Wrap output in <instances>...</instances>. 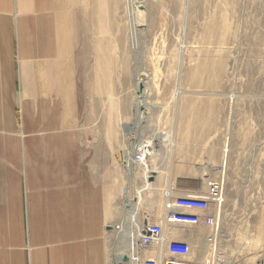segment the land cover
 Instances as JSON below:
<instances>
[{
    "label": "rangeland",
    "instance_id": "1",
    "mask_svg": "<svg viewBox=\"0 0 264 264\" xmlns=\"http://www.w3.org/2000/svg\"><path fill=\"white\" fill-rule=\"evenodd\" d=\"M108 1L98 0L99 21L88 19L86 8L73 17L74 53L78 49L85 58L84 81L80 78L78 87L85 100L79 120L83 138L102 142L111 134L118 155L127 154L143 131L149 137L145 141L164 133L188 137L197 133L190 120L198 121V133L212 136L210 141L193 150L178 143L177 158H152V167L202 176L208 166L223 184L219 212L218 203H212L217 236L206 247L204 264H264V0H145L134 22L136 51L130 49L127 0L120 3L122 12L112 15ZM115 23L116 41L111 36ZM100 38L105 56L98 68L93 41ZM137 66L149 74L146 87L153 99L142 110L144 121L133 104ZM95 74H104L98 90L92 85ZM132 127L135 135L129 134ZM141 172L136 166L134 179ZM162 172L160 183L167 179ZM126 180L120 184L117 227L128 219L124 201L133 195L159 215L154 206L157 181L153 189L146 180L131 189L133 181Z\"/></svg>",
    "mask_w": 264,
    "mask_h": 264
},
{
    "label": "crops",
    "instance_id": "2",
    "mask_svg": "<svg viewBox=\"0 0 264 264\" xmlns=\"http://www.w3.org/2000/svg\"><path fill=\"white\" fill-rule=\"evenodd\" d=\"M121 1H108L110 15L122 12ZM98 4V0H0V264L114 263L111 246L120 215V184L128 181L131 165H126L128 153L118 155L115 136L102 142L83 138L79 120L85 100L78 87L85 58L78 49L74 53L72 29L73 17L82 9L90 12L88 19L98 20ZM115 24L111 36L116 41ZM93 45L99 68L105 54L101 38ZM95 76L92 85L98 90L104 74ZM81 80L83 84L84 75ZM190 126L197 133L171 135L173 145L162 137V154L156 159L166 155L175 159L179 144L193 150L212 138L198 133V121L190 120ZM225 156L224 152V160ZM136 166L142 171L135 162ZM171 170H160L152 180L159 185L154 204L159 215L132 196L139 227L159 221L166 192L197 195L214 177L208 166L202 176ZM161 172L167 176L162 183ZM131 180V189L139 186L144 182L142 172ZM213 208L207 213L215 215ZM170 229L165 231L167 238L189 244V264L207 263L206 238L215 227L175 224ZM143 255L156 257L157 252L152 248Z\"/></svg>",
    "mask_w": 264,
    "mask_h": 264
},
{
    "label": "built area",
    "instance_id": "3",
    "mask_svg": "<svg viewBox=\"0 0 264 264\" xmlns=\"http://www.w3.org/2000/svg\"><path fill=\"white\" fill-rule=\"evenodd\" d=\"M144 141V140H143ZM158 138L154 142L158 146L161 142ZM138 145V146H135ZM131 153V161L141 166L142 177L146 182H151L150 177L153 172L151 159L155 158L153 147L148 144L136 142ZM129 163L127 160L126 165ZM222 183L214 178L208 179L205 190L197 195H173L171 191L166 192V200L159 221L147 222L143 227L131 235L128 249L127 260H132L135 264H189L188 256L190 246L180 239L167 238L165 231H172L171 226L175 224L184 226L205 225L210 228L216 226L217 218L215 215L208 214L212 203H220ZM216 232L212 230L207 235V242L215 243ZM163 246L164 252L159 254L158 248ZM154 248L157 251L156 257H145L143 254ZM163 249H161L162 251Z\"/></svg>",
    "mask_w": 264,
    "mask_h": 264
},
{
    "label": "bare ground",
    "instance_id": "4",
    "mask_svg": "<svg viewBox=\"0 0 264 264\" xmlns=\"http://www.w3.org/2000/svg\"><path fill=\"white\" fill-rule=\"evenodd\" d=\"M146 6V2L145 0H127V15H128V19H129V26H130V38H132V44H131V48H133L135 46L134 44V39L137 38V33L135 31V27H134V22L135 20L138 18V17H141V13H142V9ZM124 43V42H122ZM139 43V42H138ZM100 44V43H99ZM125 44V43H124ZM133 45V46H132ZM100 46V45H99ZM98 46V47H99ZM144 46V45H143ZM136 47H138V44L136 45ZM101 50V48H99ZM139 49V47H138ZM99 50V51H100ZM134 51H136L135 48H133ZM104 52V51H102ZM99 53V52H98ZM103 54L101 53V56ZM139 55H140V52H139ZM142 55V54H141ZM105 56V55H104ZM108 56V55H107ZM137 56V55H136ZM97 57V56H96ZM138 58V57H137ZM135 60H137L135 58ZM140 60V59H139ZM134 62V61H133ZM142 62V61H140ZM138 63V62H136ZM101 64V63H100ZM139 64V63H138ZM136 65V64H135ZM138 69L136 71V73L134 74V78H133V81H134V88H135V95H134V108H136V110L138 111V119L140 121H144L143 118H144V112L142 111L144 109V107H146L145 105L147 104V99L150 97V94H151V91L150 93L148 92V89L146 87V84L149 80V74H146L145 71H143V68H140L139 66H137ZM146 70V69H145ZM151 73V72H150ZM147 78L146 80H144V78ZM151 83V81H149ZM149 86V84H148ZM179 88V87H178ZM175 91V90H174ZM105 92V91H104ZM154 93V92H153ZM175 93V92H174ZM180 92L179 91H176V95H178ZM155 94V93H154ZM238 95V94H237ZM106 96V95H105ZM153 96V95H152ZM151 98V97H150ZM150 100H153L152 98ZM152 103V102H151ZM154 104V103H153ZM149 113V112H147ZM134 120V119H133ZM136 120V119H135ZM137 121V120H136ZM141 123V122H140ZM143 123V122H142ZM141 123V124H142ZM124 125V124H123ZM130 125V124H129ZM138 125V123H137ZM142 126V125H141ZM145 126V124H144ZM130 127V126H129ZM147 128H149L148 126H146ZM126 128V127H125ZM141 128V127H139ZM151 128V127H150ZM149 128V129H150ZM144 129V127H143ZM145 130V129H144ZM135 128L132 127V129L130 130V135H135L136 132H135ZM149 132V131H147ZM146 132L143 131L142 133H139V137L137 138V144L140 143V144H148L150 146L153 147V151L155 152V156L158 155V153L161 155L162 154V148H160V142L158 143V146L156 145V143L154 142V139H157L158 138L160 140H162L164 138V140H170L169 143L171 145L172 144V141L170 139L171 135L170 134H159V135H156L155 137H151V139H148L149 137L146 136L145 134ZM149 135H151L149 133ZM144 137H148L147 139L148 140H144L143 138ZM163 137V138H162ZM142 139V140H141ZM144 140V141H143ZM136 144V143H135ZM135 144H132V145H135ZM162 145V144H161ZM169 145V146H171ZM135 146H138V145H135ZM134 146V147H135ZM131 148V151L128 152V161L131 165V167L129 168V179L131 180L134 176L133 174L135 173V167H134V161H131V153L132 151L135 149V148ZM167 147V146H165ZM167 149V148H165ZM172 149V148H171ZM160 150V152H159ZM224 152L226 154L225 156V160H226V157H227V147L224 148ZM162 158V157H161ZM165 158V157H164ZM161 164V162H160ZM153 169V172H156V175L157 173L160 171L159 169H157V167H152ZM169 170V169H168ZM157 178V177H156ZM128 179V180H129ZM155 182L156 180L152 181V183H150V189H151V186L155 185ZM132 184V183H131ZM223 185V184H222ZM153 188V187H152ZM133 189V188H132ZM128 190H129V187H127L125 189V196H127L128 194ZM221 197L223 199V195H222V191H221ZM126 199V198H125ZM130 199V198H129ZM222 205V200H220V203L217 204V209L219 211L220 207ZM125 210L124 212L126 213V215L128 216V219L120 225V227H117V225H113V229H117L118 232V235L116 237V246H115V249H114V253H113V259H114V263L113 264H116L117 261H122V258L124 256H126L128 254V249H129V245H130V238H131V235H134L138 229L140 228L139 227V224H138V221H137V214H136V202L132 201V200H128L126 199L124 201V207H123ZM122 229V230H121ZM217 236V235H216ZM121 243V244H120ZM210 245V244H209ZM159 254H161V249L158 250ZM112 253V252H111ZM125 253V254H124ZM213 259V258H212ZM135 264L134 261L132 260H129V262H123L122 261V264ZM111 264V263H110Z\"/></svg>",
    "mask_w": 264,
    "mask_h": 264
},
{
    "label": "water",
    "instance_id": "5",
    "mask_svg": "<svg viewBox=\"0 0 264 264\" xmlns=\"http://www.w3.org/2000/svg\"><path fill=\"white\" fill-rule=\"evenodd\" d=\"M150 180H153V175L150 177ZM109 228H111V226H109ZM127 260V256H124L122 258V261L125 262ZM122 261H117L116 264H122Z\"/></svg>",
    "mask_w": 264,
    "mask_h": 264
}]
</instances>
